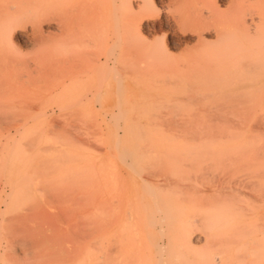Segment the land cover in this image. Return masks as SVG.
Wrapping results in <instances>:
<instances>
[{
  "label": "rangeland",
  "instance_id": "rangeland-1",
  "mask_svg": "<svg viewBox=\"0 0 264 264\" xmlns=\"http://www.w3.org/2000/svg\"><path fill=\"white\" fill-rule=\"evenodd\" d=\"M93 2L0 0V264H234L264 212V69L210 67L159 4L151 54L122 34L105 66Z\"/></svg>",
  "mask_w": 264,
  "mask_h": 264
},
{
  "label": "bare ground",
  "instance_id": "bare-ground-1",
  "mask_svg": "<svg viewBox=\"0 0 264 264\" xmlns=\"http://www.w3.org/2000/svg\"><path fill=\"white\" fill-rule=\"evenodd\" d=\"M158 4L160 7L163 5L164 8L169 10V14H170L169 18L172 21V23L177 28L180 29L179 32L181 31L184 33L191 32L194 34L193 36L195 37V45L194 46L192 45L193 47H190L188 49L186 48V50L197 49V48H200L201 50L203 48L208 49V47H210V44L212 48H218V47L221 48V53H222L221 60L214 61V63L211 66L209 65L210 67L225 68V69L241 68L247 70L253 68H256V70L257 68L264 69V61H263L264 59V0H94L93 21H92L93 38L95 44L99 46L100 51L106 54V58L104 57L103 59L105 60L104 62L105 66H109L111 62L113 66L114 62L112 61L113 59L111 58V56L114 57L118 53L117 48L122 34L127 35V40L129 42L127 40L124 39L123 40L127 41L128 44L130 43V41H133L134 39H137L142 42V43L139 42L137 47H131L130 45L131 43L129 45L125 43L128 46L127 48L124 49V47H126L124 44L123 46L124 50L121 51L122 53L133 56H137V55L148 56L149 54H151L153 46H151L146 40V38L143 37L141 33V23L144 20L151 19L154 16V14L157 15L159 14ZM222 6L223 9L221 8ZM146 26L149 27V29H151L150 31H152L153 33H156L157 31L158 32L161 31L163 27V26L162 27L157 26L158 27L157 28L154 24L151 25L146 24ZM39 31L40 30H38L37 33L38 35H39ZM208 34L209 35L211 34L210 37L214 38V41L212 43H209L207 41ZM41 36L37 37L38 40L39 38H41ZM42 38H44V36ZM162 40L163 39H161V41L157 43L158 44L160 42L162 43L163 42ZM162 50L164 51L167 50L166 47L163 45V43H162ZM254 55L258 57L257 59L258 61L252 63L246 60L244 61V59L251 58ZM1 85H3V83ZM215 136L213 134V138ZM220 140L223 139L221 138ZM216 141L217 140H215V142ZM223 142L225 143V141ZM223 142L220 141V143ZM141 154H144V152L143 153L141 152ZM144 155L142 156L144 157ZM146 155L149 156L148 154ZM152 155L150 154V156ZM126 156L125 157L122 156V160L123 158H125L124 160H128L129 158L126 159ZM256 158H260V157H256ZM128 162L130 163V160ZM128 166L126 164V167ZM143 169H140V171L143 172ZM137 175L139 176V173H137ZM155 203H157V201ZM158 212L157 215H160L158 214ZM260 213L261 214H259L254 218L253 217L249 218V220L251 219L250 220L251 230L245 232L244 227L239 225L240 233L238 237V243L235 242V245L238 244V247H237V254L235 248L236 256L234 255L235 257L234 260L236 259V261H234V264H264V212H260ZM162 217L164 216H161V218ZM165 217L167 218L168 216ZM156 218H157L156 216L155 218L151 217V221H155ZM164 218L163 220H166V218L165 219ZM162 249L163 248L160 247V250ZM157 252L158 251H156V253ZM161 257H160V261H161Z\"/></svg>",
  "mask_w": 264,
  "mask_h": 264
}]
</instances>
